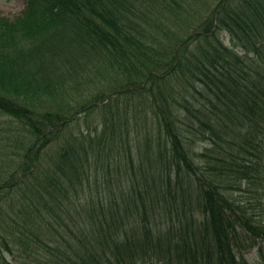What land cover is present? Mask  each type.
I'll return each mask as SVG.
<instances>
[{
  "label": "trees",
  "instance_id": "obj_1",
  "mask_svg": "<svg viewBox=\"0 0 264 264\" xmlns=\"http://www.w3.org/2000/svg\"><path fill=\"white\" fill-rule=\"evenodd\" d=\"M0 113V264H264V0H27Z\"/></svg>",
  "mask_w": 264,
  "mask_h": 264
},
{
  "label": "rangeland",
  "instance_id": "obj_2",
  "mask_svg": "<svg viewBox=\"0 0 264 264\" xmlns=\"http://www.w3.org/2000/svg\"><path fill=\"white\" fill-rule=\"evenodd\" d=\"M27 0H0V14L13 18L14 16L20 14V12L22 11V9L24 8L25 4H26ZM227 40V37H226ZM78 119H76L75 122H73L70 126L69 129L66 130L67 132H65L63 134V138L65 136H67L70 133H76L81 129H85L87 125H93L96 123H99L102 121V116L101 114H99V110L98 112L93 113L90 116H86L85 113H81L79 115V117H77ZM139 126L144 127L146 125V122L144 120H139V122L137 123ZM17 123L14 122L9 116L7 115H3L2 113H0V144L4 143L6 144V148L4 150H2V146L0 145V165H6L4 162V159H12L16 157L15 154V141L13 142V137L12 135L14 133L17 132ZM5 136H9L8 138H4ZM134 152V151H133ZM122 166L125 167V165L127 166L126 159L122 160ZM124 169V168H123ZM1 172V171H0ZM125 172L124 170L122 171V175L124 176ZM119 178V174L118 171L115 172V176L113 177L114 179ZM123 180L125 181V179L123 178ZM98 182H100L101 180H97ZM116 185V181H110V189L112 185ZM95 187H96V182L94 179L91 180V188L93 190V192L95 191ZM102 187H105L104 184H102ZM107 188V187H106ZM113 190L114 187H113ZM95 193V192H94ZM108 194V193H107ZM94 196L96 194H93ZM253 253H249L248 256L251 259L253 257Z\"/></svg>",
  "mask_w": 264,
  "mask_h": 264
}]
</instances>
